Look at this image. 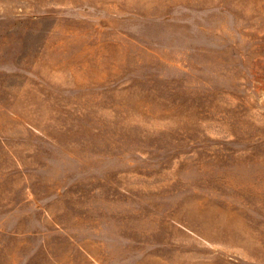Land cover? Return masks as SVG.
I'll list each match as a JSON object with an SVG mask.
<instances>
[{"label":"rangeland","instance_id":"rangeland-1","mask_svg":"<svg viewBox=\"0 0 264 264\" xmlns=\"http://www.w3.org/2000/svg\"><path fill=\"white\" fill-rule=\"evenodd\" d=\"M0 264H264V0H0Z\"/></svg>","mask_w":264,"mask_h":264}]
</instances>
